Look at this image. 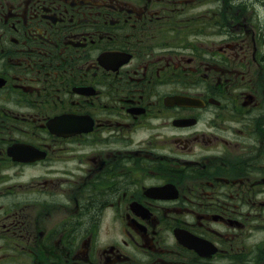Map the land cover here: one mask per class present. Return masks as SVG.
I'll use <instances>...</instances> for the list:
<instances>
[{
    "label": "flooded vegetation",
    "instance_id": "1",
    "mask_svg": "<svg viewBox=\"0 0 264 264\" xmlns=\"http://www.w3.org/2000/svg\"><path fill=\"white\" fill-rule=\"evenodd\" d=\"M0 264H264V0H0Z\"/></svg>",
    "mask_w": 264,
    "mask_h": 264
}]
</instances>
